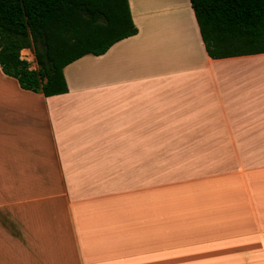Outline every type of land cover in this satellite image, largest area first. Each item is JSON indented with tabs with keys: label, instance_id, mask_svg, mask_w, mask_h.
<instances>
[{
	"label": "crops",
	"instance_id": "1",
	"mask_svg": "<svg viewBox=\"0 0 264 264\" xmlns=\"http://www.w3.org/2000/svg\"><path fill=\"white\" fill-rule=\"evenodd\" d=\"M63 67L0 68L1 264H264V52L210 57L189 0Z\"/></svg>",
	"mask_w": 264,
	"mask_h": 264
},
{
	"label": "trees",
	"instance_id": "2",
	"mask_svg": "<svg viewBox=\"0 0 264 264\" xmlns=\"http://www.w3.org/2000/svg\"><path fill=\"white\" fill-rule=\"evenodd\" d=\"M189 1L210 57L264 52V0ZM136 32L128 0H0V68L24 89L63 93L66 64Z\"/></svg>",
	"mask_w": 264,
	"mask_h": 264
},
{
	"label": "rangeland",
	"instance_id": "3",
	"mask_svg": "<svg viewBox=\"0 0 264 264\" xmlns=\"http://www.w3.org/2000/svg\"><path fill=\"white\" fill-rule=\"evenodd\" d=\"M20 56L29 62L30 68H37L35 57L32 48H23L20 50ZM6 200H0V229L5 230L9 227V220H7V213L5 211ZM1 264V263H0ZM5 264V263H4Z\"/></svg>",
	"mask_w": 264,
	"mask_h": 264
}]
</instances>
